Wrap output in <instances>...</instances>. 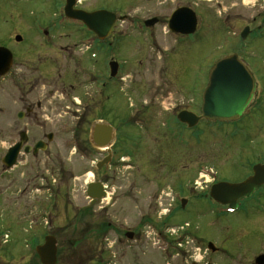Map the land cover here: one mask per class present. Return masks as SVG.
Listing matches in <instances>:
<instances>
[{"label": "rangeland", "instance_id": "obj_1", "mask_svg": "<svg viewBox=\"0 0 264 264\" xmlns=\"http://www.w3.org/2000/svg\"><path fill=\"white\" fill-rule=\"evenodd\" d=\"M58 1L0 0V46L16 55L13 70L0 78V235L9 234L6 242L0 240V264H40L35 247L47 230L59 244L57 264H255V257L264 254V200L262 212L223 219L198 192L213 181L212 175L201 178L200 171L210 169L214 178L232 182L244 177L256 160V123L264 121V31L246 51L259 54L249 61L262 69L256 113L228 127L202 120L192 131H184L177 116L183 110L200 113L214 56L226 51L230 38L222 30L223 16L256 15L264 10L259 8L263 0L113 1L141 19L157 13L167 17L176 7L189 6L204 35L182 42L160 24L156 46L140 28L120 27L113 55L123 79L115 87L117 102L111 107L104 103L102 114L115 128L113 159L101 169L97 163L106 151L94 149L93 124L79 119L85 112L80 101L94 95L79 90L82 84L83 91H91L78 61L83 50L76 46L69 56L60 46L73 47L86 33L76 24L53 31ZM48 38L60 39L49 45ZM16 69H21L24 84L36 86L34 120L18 118L25 105L20 98L29 86L19 88ZM130 114L135 117L129 122ZM22 131H27L29 144L42 140L48 148L37 156L21 153L18 167L3 173L1 159ZM127 138H134L132 147ZM260 139L264 153V129ZM96 180L104 182L107 196L90 207L86 190ZM184 228L200 237L184 235ZM126 231L135 234L133 240L125 237ZM217 235L224 242H214L218 249L211 252L205 239Z\"/></svg>", "mask_w": 264, "mask_h": 264}, {"label": "flooded vegetation", "instance_id": "obj_2", "mask_svg": "<svg viewBox=\"0 0 264 264\" xmlns=\"http://www.w3.org/2000/svg\"><path fill=\"white\" fill-rule=\"evenodd\" d=\"M113 1L114 0H93V2L96 3V6H93V5L89 6V5H86V3H89L90 0H75L74 4L72 5V9H71L72 11H84L86 13H93V12H97V11H101V10H106V11L115 13L116 14V21L114 22L112 29L109 31V33H108V35H106V37H101L97 32L93 31L92 29H89L87 27L86 23H84L83 21H80V20L77 21V20H73V19L69 18L67 16L68 14L66 12L68 0H59L58 4L56 5V8H57L56 18L58 17V19H57V22L53 25V27H54L53 31L59 30L60 27L66 26V24H76V27H79L80 29H82L86 33L82 38L76 39V42H74L72 44L73 47H71L69 45H65V46L60 45V46H61V48H64V50L66 52L69 53V56L74 55V53H73L75 50L74 47H76V46H79V49L83 50V51H81L83 58L78 59V61H79V64L83 63V67L81 68V72L83 73V76H84L83 81L85 82V85L90 87L91 91H83L82 84L79 86V90H80L82 95L88 94V93H94V95H92V94L88 95L86 103H84V104L82 103V101H80V104L82 105L85 112H84L83 117H79V119H80V121H82V124L84 122H86L88 124H93V127L90 130L91 134L94 133V129L98 125H105V126L112 125L111 123H108L107 121H105L107 119V117L103 116L102 114L104 113V111L107 108L104 103L109 102L110 103L109 107H111L114 103L117 102L118 96L116 95L115 87H116L118 80L123 79V77L121 75L123 68L121 67L120 64L118 65L116 75H112V68H111V63L116 61V58L114 57L113 54L115 53V51L117 49V40L120 38H115V35L120 33V30H119L120 27H122L124 24H126V26L128 28H134V27L140 28L141 30H143L144 34L146 35L145 38L149 42H153L156 46H158L157 41L159 39V33L157 32V28L160 24H163L162 29L168 28V31L170 33H172L173 35H175L176 37H178L179 40H182V42H184L186 40H191V43H193L197 40L202 39V36L204 35V30L199 25L198 16H197L198 22H197V26H196L194 32L187 34V33L175 32V31L171 30V28L169 26V21H170L171 16L176 9L183 7V6L176 7V9L172 10V13H170V15L168 14L167 17H164L162 13H157V14H153L152 16H149L147 18L141 19V18H139V16L133 14V12H134L133 9H131V10L129 9V10H127V13H124V11H123L124 7L115 6ZM144 1L147 4V3L152 2L154 0H144ZM263 1H261V5H259V8L264 7V5H262ZM162 2L163 1L158 0L159 4H161ZM191 2H194V0H191ZM187 7H189V6H187ZM130 8H133V7H130ZM158 12H160V11H158ZM221 23L223 24V27H224V28H222V30L225 33L229 34L230 38H229V40H226L227 41L226 46H225L226 51L215 54L214 63L212 65V67L210 68V72L208 74V80H209V75L213 69V66L215 65L217 60H219L220 58L236 55L238 60L242 61L249 68V70L251 71V73L253 74V76L255 78L254 82L256 84L253 97H252L251 101L249 102L248 106L246 107V109L244 110V112L242 113V115L240 117H238L236 119H232V120H224L223 122L222 121H213V120H208V119H201L200 120V122L202 120H206V121H210V122H214V123H222L223 126L228 127V126H230V123L235 124L237 121L241 122L244 119H246L249 115H251L252 113H256L261 108L260 81H261V77H262V73H261L262 69H261V67H255L256 64H252L249 61V60L255 61L256 60L255 57L256 56L258 57L259 54L256 53L255 51H254V53H247L246 51L250 47L249 46L250 42L252 41L254 43L255 40H258L262 31H264V10L263 11L259 10L256 15H249V14L247 15L244 12H237L235 14L227 13V14H225V16H223ZM48 32L49 31L45 30V34H48ZM56 39L57 38H53V39L48 38L47 40L49 43H47V44H49V45L53 44L54 45ZM58 39H60V38H58ZM20 40H22V37ZM254 44H256V42ZM15 56L16 55H14L13 64H12L10 71L13 70L12 69L13 65L16 62ZM259 60H262V59H259ZM263 62H264V59H263ZM87 64H89L91 67H88ZM15 71L17 73L16 74L17 75V83L19 85V88H21V87L27 88L29 86L28 87L29 90L26 91L25 95L21 96V98H20V101L25 103V105L23 107L24 110H21L18 112V118L19 119L29 118L31 120H34L36 118L34 117L35 109H34V104L32 101V95L34 93V89L36 86L34 84L33 85L32 84H24L23 79L21 77L22 76L21 72H20L21 69H19V70L16 69ZM94 84H96V85L94 86ZM72 87L74 88V86H72ZM94 88H95V90H94ZM110 112L113 113L114 111L111 110ZM92 114H94L95 117ZM136 114H138V113H136ZM197 114L201 115V110H200V113H197ZM134 117H135L134 114H130L128 117H126V119L130 122L131 120L134 119ZM258 120H261V118L259 119V117H258L257 121ZM263 129H264V121L263 122H257L256 123V130L260 131L259 133H257V140H255V142H254V140L252 138H249L251 143L254 142L252 145V156L256 158V160L250 165V171H248L247 174L242 178H239L237 180H232V182H229V181H226V182H229V183L243 182V181L249 179L250 177H252L254 175L255 168L257 167V165H264V153L262 152V150L260 148L261 147L260 133ZM23 134H24V136H27V139L24 142L23 146L21 147L20 154L25 153V154H32L33 156L38 155V152H35V150H34L35 144L38 141L36 143H34L33 145H31V144H29V137H28L27 131L20 132L19 140H17L15 143H13V145H11L6 150V152L4 153V156L1 159V163L3 165V173H6V171L10 172L11 170H14L15 167H18L17 164L19 162L20 154L16 158L15 164H13L12 166H7L3 162V160H4L5 156L7 155L9 149L22 140ZM50 136H51V138H53V135L49 134L48 135L49 140L51 139V138H49ZM91 138H92V140H91L92 146L94 147V149L104 150V149H101L97 145V143H95L93 141L94 138L92 135H91ZM137 140H138V138H136V141ZM127 141L131 142V147H132V142H134V138H127ZM47 146H48V144H47ZM26 147H29V149H30L29 152H27L25 150ZM113 147H114V143L111 146L110 151H108L107 149L104 150V151H106V154H105L106 157L111 156V161L113 159V153H112ZM131 155H129L130 158H131ZM103 166L105 167L108 165H103ZM59 170H60V173L65 172L63 170L61 171V169H59ZM217 173H218V171H217ZM219 182H221V181L218 178H213V181L211 182L208 190H202L201 192H198V193H200L199 196L201 197L202 201L203 200L208 201L207 205L210 206V208H211V210L215 216L224 219V218H228L230 215H234V214H240V216H243L246 212L247 213H252V212L254 213L253 210H255V209L262 212L261 211L262 207L260 208V205H262V203L260 201L264 200V183H261L260 185L256 186L249 195H246V196H243V197L236 199L235 205L237 207H236L235 211L229 212L230 204H232L231 200H228V199H226V197H223L222 202H221V201H218L217 199H215L214 197L211 196V191H212L213 186L217 185ZM185 187L186 186L183 187V192H185V190H184ZM3 188H4V186H3ZM6 192L7 191H5V193ZM177 192H178V195L181 194L180 191H177ZM190 192H193V191L191 190ZM2 193L4 194V192H2ZM90 201L92 202V199H90ZM224 202H226V203H224ZM95 204H93V206ZM50 208H51V206H49V202H48V204H47L48 212H49ZM263 212H264V210H263ZM262 214L264 215V213H262ZM188 225H190V224H188ZM188 230L191 231L190 229H188ZM50 233H52V232L47 230V232H45L43 234V236H42L43 243L45 242L46 236L53 235ZM128 233H129V231H126L124 233L125 237H127ZM191 235L194 237H197V238L200 237V236H197L193 232ZM218 235H219V233H218ZM218 235L215 237V239H212V238L211 239H205V240H207L208 250H210L211 252H216L218 249L217 246L215 245V243L219 242L220 240H221V242H224L223 236L220 240H218L219 239ZM242 235L244 236V233ZM234 236H236V235H234ZM239 236H241V235H239ZM234 238L235 237H232V241L234 240ZM117 239H119V238H117ZM40 240L41 239H39V241ZM229 242H230V240H228V239L225 240L226 244H228ZM37 243L38 244H36V245L43 244L41 242H37ZM57 243H58V241H57ZM179 244H182V242H179ZM58 247H59V244H58ZM223 247L225 248L224 245H223ZM178 255H179V253H178ZM259 255H261V254H259ZM37 257H38V261L40 264H45L41 261V258L39 255H37ZM257 257H255L254 263L260 264L257 262ZM57 262H58V255H57L56 264H57ZM97 264H100V263H97Z\"/></svg>", "mask_w": 264, "mask_h": 264}, {"label": "water", "instance_id": "obj_3", "mask_svg": "<svg viewBox=\"0 0 264 264\" xmlns=\"http://www.w3.org/2000/svg\"><path fill=\"white\" fill-rule=\"evenodd\" d=\"M75 0H68L66 12L68 15L83 20L90 29L97 32L101 37H106L112 29L116 20L115 13L101 10L93 13L84 11H72V5ZM171 30L175 32L190 34L195 31L197 26V15L190 7H180L176 9L169 21ZM20 40V36L17 37ZM13 64V54L6 48L0 46V76L5 75ZM112 75H116L118 62L111 63ZM255 90L254 77L247 67L238 60L236 55L224 57L220 59L211 71L209 83L203 95V117L214 120H225L239 116L249 100L253 96ZM179 118L187 122L191 127L196 125L200 119L197 115L189 111H182ZM112 126L98 125L94 129L93 138L99 146H107L112 140ZM51 138V136L49 137ZM27 136H22V140L11 147L5 156L3 162L7 166H12L16 162L21 147L26 141ZM47 144L39 141L35 145V152L40 149L45 150ZM25 150L29 152V147ZM109 157L99 166L108 163ZM264 182V166L255 168L254 176L242 183L222 182L214 185L211 191L213 196L218 201L222 202L223 197L231 200L235 204L236 199L250 194L253 189ZM88 195L94 199L105 197L103 185L100 182L91 183L89 185ZM93 202V203H94ZM226 203V202H225ZM133 237V233L129 234ZM58 243L53 235L46 237L45 243L37 247L41 261L45 264H56L57 261ZM257 262L264 264V255L257 258Z\"/></svg>", "mask_w": 264, "mask_h": 264}]
</instances>
